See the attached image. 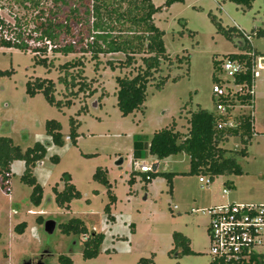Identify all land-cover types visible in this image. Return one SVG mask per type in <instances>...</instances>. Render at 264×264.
<instances>
[{"label":"rangeland","instance_id":"374dc122","mask_svg":"<svg viewBox=\"0 0 264 264\" xmlns=\"http://www.w3.org/2000/svg\"><path fill=\"white\" fill-rule=\"evenodd\" d=\"M151 1L156 8H161L154 15V23L163 31L164 46L174 63L162 64L154 81L147 85L144 113L137 111L122 116L117 106L116 84L117 77L136 75L138 68L143 67L142 57H137L136 64L124 69H119L118 65L120 61H125L123 55L101 57V64L95 70V63L89 61L90 56L87 55L82 76L89 89L83 93H77L78 89L73 90L72 94L76 93V97L58 83L60 73L56 69L59 64L76 56L64 59L49 52L47 57L54 67H49L48 71L47 67L35 63L34 54L30 52L0 48V71L13 72L11 78L3 77L0 80V136L13 139L16 145L26 150L37 140L42 142L46 134V121L55 120L62 126L66 143L64 147L56 148L46 142V158L42 167L34 170L44 185L41 206H32V188L20 182L24 163L15 161L10 182L12 194L6 195L0 188V208L6 212L14 201L23 205L25 210L31 209L30 218L34 221L28 223L29 228L37 227L36 218L47 209L60 223L61 219L64 222L77 217L87 221L88 226L97 227L104 234L99 256L84 260L78 255L73 259V264H144L140 262L142 259H152L154 264H211L210 220L202 210L229 202L264 204V71H259L254 81L255 95L251 109L254 135L247 146V157H238L242 167L241 176L218 177L209 186H204L199 178L208 177L187 175L190 165L189 157L185 154L158 160L146 151L142 159H133V144L138 137L143 136L150 141L156 131L173 123L178 131L186 135L191 113L198 109L216 112L213 76L227 79L225 75L218 74L216 66L229 55L242 51L234 39L230 40L219 32L213 19L225 30L236 29L250 36L252 47L264 55V37L256 35L259 29L264 31V0H255L250 9H243L229 0H182L174 2L169 8L165 7L167 0ZM51 4L48 0L42 1L45 8H51ZM35 14L17 0H0V16L11 23L15 16L21 18L27 30L33 28ZM183 55L189 57V63L179 67L175 58ZM109 62L115 63L118 69L112 71ZM178 76L179 79L173 81ZM165 77L169 79L158 89L156 84ZM38 78L53 81L56 84V99L71 100L72 106L59 110L50 106L41 94L30 98L25 93V84ZM92 91L96 93L90 96ZM84 107L87 112L79 114ZM240 112L248 113L250 109ZM70 118L80 123L76 147L70 141H65L69 136ZM225 148L232 152L241 151V139L230 137ZM52 154L60 158L57 165L49 161ZM120 160H123V164L117 166ZM142 164L148 165L151 172L158 176L146 183L142 175L137 174L135 180L130 182L131 174L139 173ZM99 168L107 171L117 197L112 206L114 223L107 222L104 211L109 203L108 189L94 180ZM65 172L71 175L72 183L82 195V198L71 203L68 212L58 207L54 197L50 203L47 200L49 194L53 195V187L62 185L60 177ZM163 173L177 174L171 192L167 180L160 176ZM224 189L228 190V194H223ZM7 218L11 221L9 214ZM24 218L27 221L25 215ZM39 229L43 231V226H39ZM174 233L189 239L194 255L178 256L181 248L176 249L174 245ZM17 243L13 241L9 244L11 257L10 263L6 264H18L21 257L39 253L45 246L57 254H66L73 238L62 234L58 228L53 236L46 235L41 242L31 238ZM0 256L8 259V250L2 248ZM3 263L0 259V264Z\"/></svg>","mask_w":264,"mask_h":264},{"label":"trees","instance_id":"16d2710c","mask_svg":"<svg viewBox=\"0 0 264 264\" xmlns=\"http://www.w3.org/2000/svg\"><path fill=\"white\" fill-rule=\"evenodd\" d=\"M46 0H17L26 9L35 12L33 28L25 29L21 18L14 17L13 23L0 16V48L15 49L21 52L34 54L35 63L48 68L54 67V63L48 60V53L58 54L67 59L56 68L60 73L58 83L68 91L78 89L77 93L88 91L89 85L85 82L83 71L86 65V56L89 61L95 63V70L101 64V57L121 54L125 61H120L119 69L129 68L137 63V57H142L143 67H139L133 77H117V106L122 116H129L137 111L144 113V104L147 98V85L154 81L155 74L159 73L161 65L167 63L173 65L172 58L164 46V33L154 23V15L161 8H156L151 0H48L51 8L42 6ZM182 0H167L165 7L169 8L174 2ZM235 5L250 9L255 0H229ZM220 33L230 40L234 39L241 49V53L229 55L226 59L236 61L242 65L243 72L236 76L235 83L241 85L243 90L250 89L254 85L252 69L259 58L264 55L252 47L251 40L236 29L225 30L215 19ZM257 37H264V31H256ZM79 55V57L77 56ZM39 57V58H38ZM176 62L180 67L189 63V57L177 56ZM225 59V60H226ZM223 63V61L221 62ZM112 71L117 70L115 63H108ZM221 64H217V70ZM73 72H75L74 75ZM13 72L0 71V79L12 76ZM84 77V78H82ZM180 76L173 78L177 81ZM169 78L160 80L156 87L161 89ZM214 83L219 80L213 76ZM25 93L34 98L41 94L46 102L59 110L70 108L71 100L56 99V84L48 79H35L25 84ZM96 92L92 91L90 96ZM76 96L75 94H72ZM77 97V96H76ZM87 112L84 107L81 112ZM216 112H208L198 109L191 113L188 122V132L183 135L173 123L154 133L150 141L143 136L138 137L133 144V159L140 160L148 151L158 160H165L178 154L189 157V176H205L212 181L218 177L241 176L242 167L238 157H247V146L254 135V119L252 110L248 113L238 114L234 117L236 126L233 129H218V125L229 118ZM69 139L72 146L76 147L79 137L80 123L74 118L69 119ZM45 133L49 145L63 147L65 145L62 134V126L58 121L49 120L45 123ZM230 137H239L243 148L241 151L232 152L225 148V143ZM47 155L44 144L35 143L26 150L15 144L14 140L0 138V177L3 180L11 173V166L15 161H22L25 171L21 181L32 188V203L38 206L43 197V188L37 183L34 169L41 164ZM51 161L59 163L58 156H53ZM141 174L146 183L158 176L157 173L133 172L130 182L135 180V175ZM176 173H163L160 176L167 180L170 192L173 189V179ZM64 190L58 192L55 189L56 203L60 207H69L73 200L80 198V193L71 184L68 174L63 175ZM94 180L108 189L109 203L105 207V213L110 221L111 206L116 203V196L112 192V185L107 179L106 172L97 169ZM67 232L76 235H87V228L80 220H73L67 226ZM134 232V230H131ZM174 245L181 248L178 256L194 255L190 248V241L180 233L173 234ZM103 242L102 236H91L85 246L86 257H96ZM175 249V250H176ZM144 264H154L153 260L140 261ZM211 264H223L212 261Z\"/></svg>","mask_w":264,"mask_h":264},{"label":"built area","instance_id":"2783aa9c","mask_svg":"<svg viewBox=\"0 0 264 264\" xmlns=\"http://www.w3.org/2000/svg\"><path fill=\"white\" fill-rule=\"evenodd\" d=\"M248 40H251V37H248ZM260 59L252 69L254 81L259 76V71L264 70L260 66ZM243 69L240 63L226 59L217 70L218 74L225 75L227 79L216 76L219 82L213 85L216 113L223 117L230 115L226 121L218 125V129L235 128L234 117L240 114V110L253 108L254 85L250 89L243 90L241 85L235 83L236 76L241 74ZM139 171L149 173L151 169L148 165L142 164ZM199 182L209 186L212 180L201 177ZM223 194H228V190L224 189ZM202 213H206L210 220L208 228L210 255L214 261L223 264L263 263L264 204L229 202L203 209Z\"/></svg>","mask_w":264,"mask_h":264},{"label":"flooded vegetation","instance_id":"af4514ba","mask_svg":"<svg viewBox=\"0 0 264 264\" xmlns=\"http://www.w3.org/2000/svg\"><path fill=\"white\" fill-rule=\"evenodd\" d=\"M67 138H69V137H66L65 141L69 142L70 139H67ZM35 143H41V144L46 145L45 140H42V142H41V140H39V141H36ZM65 145H66V143H65ZM49 146H51V145H49ZM56 148H59V147H56ZM53 156H58V155H56V154L51 155L49 161L52 164H54L51 161V158ZM42 162H41V164H42ZM59 162H60V158H59ZM103 171L106 172V176H107V171L106 170H103ZM66 174H68L70 176L71 184L75 187V185L72 183L71 175L68 172L63 173L62 176L60 177V181H61L62 185L56 184L53 187V189H52L53 195H51V194L48 195V199H47L48 203H50L52 201L53 197H54V199H56V195L54 192L55 189L58 192H62L64 190V182H63L62 178H63V175H66ZM22 176H23V174L21 175V177ZM34 176L36 178L37 183L43 188V197H42L41 203L38 206H36L32 203V200H31L32 192H31L30 202H31L33 207H39L43 204V201H44V185H42L40 183V181H39L40 179H38L39 176L37 174L36 175L34 174ZM11 178H12V166H11V173L8 174V178L6 180H3L0 177V188L8 196H10L12 194V187L10 184ZM107 179H108V177H107ZM20 182H22L21 178H20ZM75 189H76V187H75ZM76 191H77V189H76ZM112 192H113V190H112ZM113 194L115 195L114 192H113ZM80 198H82L81 193H80ZM80 198H78V199H80ZM116 201H117V197H116ZM87 202H89V201H87ZM71 203H70L69 207H66V206L60 207L59 205H58V207L61 210H63L64 212H68L71 210ZM112 206H111V216L115 219V217L112 214ZM29 211H31V209L25 210V207L23 205L16 204L14 201H13L12 205L9 208H7L6 212L2 211L0 208V251L2 250V248H6L8 250V255H9L8 259H2V257L0 256V259L4 261L3 264H6L10 261V257H11L10 255L11 254H10V250L8 249V247H9V244L13 243V241H18L17 244H21L22 241L23 242L29 241L32 238L36 242H41L43 240V237H45L46 235L49 237L53 236L56 233V230L58 228L60 229L62 234H64L65 236H67L69 238L70 237L73 238V243H72L69 251L66 254H57L49 246H45L43 248V250L40 251L39 253H36V254L30 253V254L24 255V257H21L18 260V264H73V259L78 255L80 257H82V259H84V260L96 259L99 256L103 242H104V234L101 231H99L97 229V227H95L94 225L88 226L87 221H85L83 218H77V217L66 219V221H64V222H63V219H61V223H60L57 218L52 217L53 215L51 214V211L49 209H47V210H45L44 214L39 215L36 218V223L38 224L37 227L34 226V227L29 228L28 223H31L34 221V219L30 218L32 215L30 214ZM104 211H105V209H104ZM8 214L10 215L11 221L7 218ZM24 215L27 217V221L25 220ZM105 216H106L107 222L114 223L115 220L110 221L108 215L106 214ZM60 218H62V217L60 216ZM77 219L80 220L84 224V226L87 228V231H88L87 235H76L72 232H70V233L67 232L66 228L69 225V223L71 221L77 220ZM49 220H53L56 222V228H55L53 234H51V235H49L45 231V223ZM39 226H43V231H41L42 229L41 230L39 229ZM97 235L103 237V242L99 248L98 255L96 257H92V258L86 257V255H85L86 243L89 241L91 236H97Z\"/></svg>","mask_w":264,"mask_h":264},{"label":"water","instance_id":"95a60500","mask_svg":"<svg viewBox=\"0 0 264 264\" xmlns=\"http://www.w3.org/2000/svg\"><path fill=\"white\" fill-rule=\"evenodd\" d=\"M259 63H260V66H261L262 68H264V58H261V59L259 60ZM0 80H1V79H0ZM95 108H96V109L98 108V106H97V101L95 102ZM0 138H7V136L1 135ZM122 164H123V160H120V161L117 162V166H121ZM55 228H56V222H55V221H53V220H49V221H47V222L45 223V231H46L49 235L53 234Z\"/></svg>","mask_w":264,"mask_h":264},{"label":"crops","instance_id":"0c3cea01","mask_svg":"<svg viewBox=\"0 0 264 264\" xmlns=\"http://www.w3.org/2000/svg\"><path fill=\"white\" fill-rule=\"evenodd\" d=\"M262 71H264V70H262ZM44 139L43 140H45L46 142H48V137L46 136V134H45V136L43 137ZM38 141V140H37ZM37 167H42V164L40 165H38ZM24 170H25V165H24ZM35 170V169H34ZM24 172V171H23ZM42 173V172H41ZM34 174L36 175L37 174V171L36 172H34ZM48 177H49V174H48ZM48 180L49 179H47V182H48ZM44 182H46V180L44 181Z\"/></svg>","mask_w":264,"mask_h":264}]
</instances>
